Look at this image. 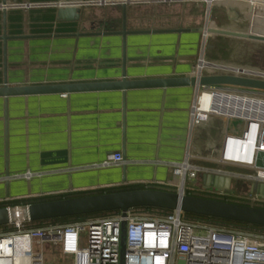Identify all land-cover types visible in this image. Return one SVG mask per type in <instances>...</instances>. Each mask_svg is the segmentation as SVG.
<instances>
[{
    "label": "crops",
    "instance_id": "1",
    "mask_svg": "<svg viewBox=\"0 0 264 264\" xmlns=\"http://www.w3.org/2000/svg\"><path fill=\"white\" fill-rule=\"evenodd\" d=\"M6 1L7 35L30 37L7 41L9 86L120 79V36H68L120 30L119 6H85L79 22L58 23L53 4L62 5L60 0ZM206 1L210 11L212 0ZM176 4L180 15L168 23L167 13L166 29L201 28L206 24L201 20L197 24V18L202 17L194 3ZM93 7L102 11L108 7L111 14L91 13L88 9ZM126 29L151 30L148 5L127 4ZM200 36L192 32L127 36V78L190 76L197 48L201 47ZM221 68L227 67L219 65ZM3 78L0 41V86ZM198 93L197 89L183 87L130 90L124 96L120 91H106L9 97L7 149L4 102L0 98V204L15 207L17 201L116 189L176 192L179 179L168 163L183 161L191 143L199 154L204 148L203 141L190 135V108ZM116 153L121 154L122 164L98 167ZM26 172L34 175L28 180L17 177ZM191 184L204 187L199 178ZM241 192L251 193V186Z\"/></svg>",
    "mask_w": 264,
    "mask_h": 264
},
{
    "label": "built area",
    "instance_id": "2",
    "mask_svg": "<svg viewBox=\"0 0 264 264\" xmlns=\"http://www.w3.org/2000/svg\"><path fill=\"white\" fill-rule=\"evenodd\" d=\"M128 3L146 4L150 8V29H166L167 9L176 3H203L209 15L206 0H127ZM208 22V21H207ZM203 26L201 49L209 38ZM198 60L190 76L227 74L264 81V71L231 67L219 70L200 68ZM208 93H225L264 101V92L239 88L202 89ZM196 95L190 108V135L203 141L202 154L189 145L183 161L168 163L179 179L176 192L185 195H206L226 200L229 193L219 192L191 184L199 176L215 175L264 185V118L224 117L201 107ZM221 117V116H219ZM236 120L230 127L229 121ZM259 162L261 164H259ZM123 163L121 154L108 156L98 167L108 168ZM34 174L26 172L19 178L30 179ZM189 182V186H187ZM172 186V185H170ZM252 206L264 209V199L254 192L246 198ZM226 202V201H225ZM20 210L21 218L8 224L14 231L0 233V264H54L55 256L60 264H264V234L241 231L202 221H188L183 213L172 211L167 216L134 214L131 209L125 216L91 218L69 224L44 227H27L30 221L24 214V206L6 207ZM124 222V250L121 257V224ZM34 246L45 249L35 251Z\"/></svg>",
    "mask_w": 264,
    "mask_h": 264
},
{
    "label": "water",
    "instance_id": "3",
    "mask_svg": "<svg viewBox=\"0 0 264 264\" xmlns=\"http://www.w3.org/2000/svg\"><path fill=\"white\" fill-rule=\"evenodd\" d=\"M127 0L111 1H85V0H60L62 5L53 4L56 8L55 20L58 23H77L81 20V8L85 6H106L116 5L121 10V27L114 32H85L74 33L68 36L91 37V36H120L122 47V72L119 80L104 82H82L68 84L51 85H22L9 86L7 83V41L14 39H28V36H8L6 28V13L8 4L6 0H1L2 14V34L0 41L3 48V71L4 78L0 86V98L4 102V127H5V145L7 149V100L9 97L19 96H39V95H70L72 93L85 92H106L120 91L122 96L127 91L139 89H168L190 87L197 90L210 88H239L264 92V81L242 78L227 74H214L203 76H182V77H163L154 79H128L125 71L126 63V38L129 35H153V34H182L199 33L204 28L188 29H166L162 31H128L126 29V6ZM206 32L217 36H239L234 32H228L222 29H205ZM227 96V95H226ZM264 103V101H259ZM238 118V117H237ZM254 118V117H252ZM259 118H264L261 115ZM7 160V152H6ZM8 176V171H5ZM204 188H212L219 192L229 193L231 179L215 175L199 176ZM251 190L259 198L264 199V185L253 183ZM133 208H158L169 211H178L192 215L228 220L249 225L264 227V209L253 206L229 203L219 200L205 199L196 196L185 195L180 192H170L155 189H138L115 193H105L99 195H90L84 197H75L40 203H32L24 206V214L30 222L65 218L80 215H89L110 211H119L124 217L129 209ZM14 217L12 209L6 207L0 208V226L8 225ZM124 229L125 224H121V257L124 250Z\"/></svg>",
    "mask_w": 264,
    "mask_h": 264
},
{
    "label": "rangeland",
    "instance_id": "4",
    "mask_svg": "<svg viewBox=\"0 0 264 264\" xmlns=\"http://www.w3.org/2000/svg\"><path fill=\"white\" fill-rule=\"evenodd\" d=\"M264 2V0H260ZM198 10V15L202 18H197V24L199 21H208L210 28L212 29H222L228 32H234L237 34H242L241 38L237 36H217L215 34H211L209 38L212 41L207 42L204 49H201L200 45L197 48V52L195 58L193 60L194 67L197 65L198 60L204 58V60L210 64L205 63L203 68L209 69H216L218 66H226L227 69L237 70L236 68L231 67H241V68H250V69H258L260 71H264V13L262 8L256 6L254 8L245 6L242 7L239 5L227 6L224 3H214L211 6L210 13L208 15L209 18H203L206 16V5L203 3H194ZM91 13L103 15V14H111L110 8H105L100 10L99 8H90L88 9ZM234 11L235 15L232 16L231 12ZM168 12V23H171V19L180 15V7L177 4H171L170 7L167 9ZM244 36V37H243ZM243 37V38H242ZM258 37V39H256ZM201 36H200V39ZM212 46L211 49H208L207 46ZM193 67V68H194ZM203 93L200 97V104L202 108L207 111H211V113L216 114L218 113V117H214L215 119L225 120L224 117H219L222 114L231 113V109L224 106V102H243L249 103L246 100L239 99L232 94H225V93H208L203 92L200 89V94ZM227 95V96H226ZM209 100H212L210 103ZM206 101V102H205ZM203 103H210V105H206L208 107H203ZM227 108V110H217V108ZM242 115H247V112L238 111ZM220 113V114H219ZM235 122L234 119L229 121L230 127H232ZM259 164H261L259 162ZM232 189L230 197L226 200L231 201L232 199H236L237 201H245L246 198L250 195V193L241 194L242 189L245 186L250 187L251 184L245 181L240 180H232ZM187 182V186H189ZM237 188V189H236ZM202 196V194H200ZM248 206H252L249 202L245 201ZM254 206H258V204H254ZM188 221L190 218L186 219ZM34 226V225H33ZM33 229L38 227H31ZM14 231V228L11 226H0V233H7ZM35 251H42L46 252L45 249H41L40 247L34 246ZM50 261L54 264H60V259L56 256L51 259Z\"/></svg>",
    "mask_w": 264,
    "mask_h": 264
},
{
    "label": "trees",
    "instance_id": "5",
    "mask_svg": "<svg viewBox=\"0 0 264 264\" xmlns=\"http://www.w3.org/2000/svg\"><path fill=\"white\" fill-rule=\"evenodd\" d=\"M130 190H138L136 189H130ZM129 189H116L112 191H107V192H99V193H82L78 195H65V196H57V197H45V198H38V199H32L28 202L26 201H17L15 206H21V205H29L32 203H40V202H46V201H54V200H61V199H69V198H75V197H84V196H90V195H99V194H105V193H115V192H123V191H130ZM196 197H201L205 199H211V200H221L217 199L211 196H206V195H195ZM226 201L229 203H234V204H240V205H246L248 206L245 201H237L236 199H232L231 201L229 200H222ZM8 206L6 203L0 204L1 207H6ZM254 207V206H253ZM258 208V207H257ZM131 211L134 214H150L153 216H167L172 213V211L169 210H164V209H158V208H133ZM120 212L119 211H110V212H103V213H96V214H89V215H80V216H72V217H65V218H57V219H50V220H42V221H34L28 223L27 227H44L48 225H54V224H69L73 222H79V221H84L87 219L91 218H99V217H113L118 215ZM184 219L190 218L193 219V221H202L206 222L212 225L216 226H222L226 228H231V229H236V230H241V231H250V232H258L261 234H264V227L261 226H256V225H249V224H244V223H238V222H233V221H228V220H222V219H216V218H210V217H204V216H198V215H192V214H183ZM34 225V226H33Z\"/></svg>",
    "mask_w": 264,
    "mask_h": 264
},
{
    "label": "bare ground",
    "instance_id": "6",
    "mask_svg": "<svg viewBox=\"0 0 264 264\" xmlns=\"http://www.w3.org/2000/svg\"><path fill=\"white\" fill-rule=\"evenodd\" d=\"M215 2L216 3H224L226 5V7L227 6H230L231 7L233 5H239V4L242 7L249 6V7L254 8L256 6H259V7L262 8V11L264 13V2H262L260 0H212L211 1V5H210V9H211V6ZM209 13H210V11H209ZM231 15L234 16L235 15V12L232 11L231 12ZM207 36L209 37L210 36V33L207 34ZM224 36H227V35H224ZM228 37H230V36H228ZM237 37H239V36H237ZM239 38H241V37H239ZM256 39H258V37ZM204 65H205V63L203 61V64H202L201 69L203 68ZM216 70H219V69L216 68ZM234 71H236V70H234ZM203 92H206V91H203ZM237 98L246 100L249 103L235 102V101H233V102L225 101L224 102V106H227V108H230L231 109V113L222 114V115H220L221 117H238V118H252V117H254V118H257L258 119L261 115H264V103L262 104L259 101L250 100V99L245 98V97H242V98L241 97H237ZM211 102H212V100L210 101V103ZM210 103H207V104L206 103H203V107H208L210 105ZM206 105H208V106H206ZM227 108H221V106H219V108H217V110H227ZM211 111L212 110H210L209 112H211ZM238 111H244V112H247L248 114L247 115H242ZM214 114H215V111H214ZM215 115L218 116L217 111H216V114ZM14 216H15V219H20L21 218V212H20V210H15Z\"/></svg>",
    "mask_w": 264,
    "mask_h": 264
}]
</instances>
